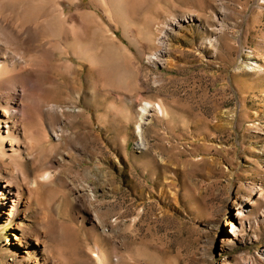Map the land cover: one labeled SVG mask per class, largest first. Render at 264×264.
<instances>
[{"label":"rangeland","instance_id":"1","mask_svg":"<svg viewBox=\"0 0 264 264\" xmlns=\"http://www.w3.org/2000/svg\"><path fill=\"white\" fill-rule=\"evenodd\" d=\"M0 48V264L263 253L264 0H0Z\"/></svg>","mask_w":264,"mask_h":264},{"label":"bare ground","instance_id":"2","mask_svg":"<svg viewBox=\"0 0 264 264\" xmlns=\"http://www.w3.org/2000/svg\"><path fill=\"white\" fill-rule=\"evenodd\" d=\"M191 20H192V15L190 16ZM187 15L184 16H172L169 19V23L168 26L164 28V30L162 31L161 36L158 38V43L161 46H166L167 45V41L169 39V30H175V27L177 26H182L183 22H187L189 21V18ZM0 52L3 54H5L4 51L1 50L0 48ZM166 54V50H164V48H160L159 50H157L155 53H153V58L158 61V62H162L164 61L166 58L165 57ZM7 66L5 68H3L2 63L0 62V69L2 70H6ZM20 79V77L18 78ZM58 109L59 112H61V108L58 106H55L54 109ZM155 111L159 114H161L162 116H167L168 110L166 108V106L164 105L163 102H151V101H145V104L143 105L142 109H141V115H140V122L136 124V134L139 138L137 145L139 147L144 146L146 143V138L143 135V123H145V121L148 119V115L151 111ZM147 122V121H146ZM6 137H10V138H14L16 137V133L14 131V129H12V126H10V129H8V134L6 136L3 135V138L5 139ZM145 138V139H144ZM3 145V144H2ZM42 176V179L44 180H50L52 178V174L51 172H45ZM22 178V177H21ZM24 178V177H23ZM25 181H28V178L25 176L24 178ZM3 183V184H1ZM13 183H15L14 179H10V177H6L3 176V174L0 172V195H5L9 189V187H11L13 185ZM20 186V185H19ZM256 191V189H253L252 193L250 194V196H239L240 197V201L236 204V200H235V204L233 206V213L232 215L234 216V219L236 221H238V225L240 229H243L245 226V223L251 218V215L253 213H256L254 210V207L252 208H247L248 205L250 203V201H253L252 204H254L253 206H258L261 202L259 199H254L253 195L254 192ZM258 193V198L263 199L264 200V190L263 188H261L259 191L255 192ZM246 200V201H245ZM0 204H2V207L7 206L5 205V202H1ZM14 205H17V203L14 202ZM5 208V207H4ZM260 208V206H259ZM13 209L11 207V209L6 212L4 211V209H2V214L0 215L2 218L5 217L4 214L8 216H11V214L13 213ZM248 210L249 212L245 211ZM261 211V216L264 217V209L260 208L259 209ZM254 215V214H253ZM230 224L232 225V231L234 233H236L237 231V225L235 226V224L233 222H230ZM23 225V224H22ZM237 235V234H236ZM16 239H18V237L15 236ZM237 259L234 262L231 261H225L224 264H264V251L261 254H256L254 256H248L247 254H241L238 257H236ZM97 259L98 262L100 264H107L105 262V259L103 257V255L97 254Z\"/></svg>","mask_w":264,"mask_h":264}]
</instances>
